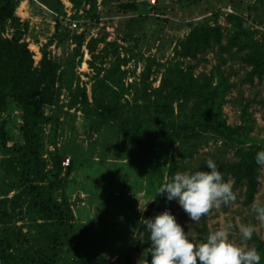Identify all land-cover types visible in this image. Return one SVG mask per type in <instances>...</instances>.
<instances>
[{"label":"rangeland","instance_id":"374dc122","mask_svg":"<svg viewBox=\"0 0 264 264\" xmlns=\"http://www.w3.org/2000/svg\"><path fill=\"white\" fill-rule=\"evenodd\" d=\"M13 4L17 20L6 22L4 35L27 42L35 69H56L57 94L43 107L36 155L24 149L23 106L11 97L0 104V232L35 236L22 159L40 156L49 172L56 152L62 172L54 194L72 203L75 229L54 264H150L146 252L129 253L149 208L166 212L167 234L186 254L200 253L197 228L206 221L216 264H264V252L251 238L255 233L264 241V164L252 200L246 183L225 200L232 179L214 176L204 186L203 179L195 185L187 176L189 165L209 156L234 160L238 149L264 148V0ZM198 27H216L220 45L197 58L178 55V45ZM178 62L184 72L194 65L196 77L223 70L228 88L214 117L196 97L184 101L173 94L183 86L169 72ZM84 92L89 104L81 102ZM109 95L105 102L117 113L106 119L96 99ZM172 161L179 170L169 185ZM67 167L72 170L63 175ZM153 264L177 263L159 255Z\"/></svg>","mask_w":264,"mask_h":264},{"label":"trees","instance_id":"16d2710c","mask_svg":"<svg viewBox=\"0 0 264 264\" xmlns=\"http://www.w3.org/2000/svg\"><path fill=\"white\" fill-rule=\"evenodd\" d=\"M76 1V0H74ZM0 4V104L5 105L7 97H11L24 108V136L25 147L32 155H36L38 147L37 130L44 117L43 107L53 104L56 92V69H35L33 67L32 51L27 42L21 41L19 37L10 38L4 35L7 21H15L13 0H1ZM135 9V6H132ZM214 37V38H213ZM221 34L216 27H198L183 40L176 48V53L182 57L197 58L210 47L221 42ZM194 65L184 72L179 62L173 69L174 75L182 87L173 89L174 95H180L184 101L196 97L200 104L208 106L207 114L214 117L215 110L224 103L226 90L228 88L227 78L221 67L217 73L209 76L203 74L196 77L193 73ZM214 76L217 81L214 82ZM96 96V89L94 90ZM105 96V95H104ZM101 96L99 103V114L106 119L114 118V113L105 101H111V95ZM81 102L89 104L86 92L80 94ZM200 104H195L199 108ZM2 109V108H0ZM95 112V111H94ZM85 113L92 114L91 110ZM187 154L194 156L193 151ZM237 158L234 160L216 159L209 156L205 161L200 160L199 166L189 165L190 174L194 184L197 185L201 179L204 186L212 182L214 176L232 179L230 189L225 190L224 199L227 200L242 184H247L248 199L252 200L259 184L258 175L264 164V148L238 149ZM56 165L49 172L43 171L40 156L35 159L25 160L23 163L28 167V183L23 193L27 196L29 213H34L44 221L36 223L35 215L31 217L34 222L32 228L35 236L30 239L31 233L9 228L0 233V259L3 264H54L58 256L64 251L74 236L75 214L72 203L67 196L56 197L54 192L58 189L60 181L59 174L62 168L59 154L52 153ZM59 170V171H58ZM71 167H67L63 175L69 173ZM179 165L172 161L169 166V185L174 183ZM56 178V179H54ZM169 216L165 211H157L149 208L145 211L139 225V239L129 253L140 250L147 253V257L153 264L158 256L169 263L177 264H216L214 260V237L206 221L197 228L200 241V253L198 255L186 254L179 250L167 234L166 222ZM7 233V234H6ZM12 233V236L8 235ZM29 234V235H28ZM252 241L257 248L264 252V241L255 233H252Z\"/></svg>","mask_w":264,"mask_h":264},{"label":"built area","instance_id":"2783aa9c","mask_svg":"<svg viewBox=\"0 0 264 264\" xmlns=\"http://www.w3.org/2000/svg\"><path fill=\"white\" fill-rule=\"evenodd\" d=\"M157 3V0H147L149 6H154ZM70 25L72 27H78V22L76 20L71 21ZM67 163V162H65Z\"/></svg>","mask_w":264,"mask_h":264}]
</instances>
